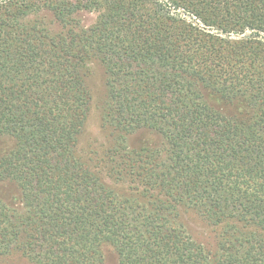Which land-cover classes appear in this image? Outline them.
<instances>
[{"label": "trees", "instance_id": "trees-1", "mask_svg": "<svg viewBox=\"0 0 264 264\" xmlns=\"http://www.w3.org/2000/svg\"><path fill=\"white\" fill-rule=\"evenodd\" d=\"M0 138V261L264 264V0H0Z\"/></svg>", "mask_w": 264, "mask_h": 264}, {"label": "rangeland", "instance_id": "rangeland-1", "mask_svg": "<svg viewBox=\"0 0 264 264\" xmlns=\"http://www.w3.org/2000/svg\"><path fill=\"white\" fill-rule=\"evenodd\" d=\"M83 19V24L89 26L93 23L94 17L90 15H84L81 17ZM89 88L92 94V103L91 111L89 114V119L87 125L80 137V146L83 150H87L89 146H96L101 142V131H100V106L101 101L104 96V77L102 70L98 65L92 66V73L88 80ZM214 105H217L216 102H212ZM148 138V133L143 132L137 133L130 138V144H134L139 141H143ZM153 138V137H152ZM5 145L11 146L12 142L8 138H0V149H3ZM104 182L109 185L113 184L106 178H103ZM114 187V186H113ZM183 220L186 223V226L189 228L194 239L199 242H205L209 238V230L206 227H203V224L196 220L195 218L184 215ZM105 255V264H118L115 253L106 248L104 250ZM0 264H29L25 260H20L16 257H11L7 259H2Z\"/></svg>", "mask_w": 264, "mask_h": 264}]
</instances>
